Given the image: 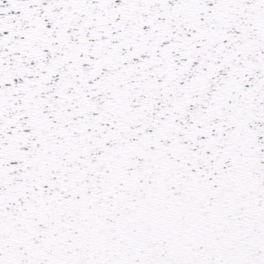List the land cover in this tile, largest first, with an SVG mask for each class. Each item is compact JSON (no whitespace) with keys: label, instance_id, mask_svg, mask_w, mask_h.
Returning <instances> with one entry per match:
<instances>
[{"label":"snow or ice","instance_id":"obj_1","mask_svg":"<svg viewBox=\"0 0 264 264\" xmlns=\"http://www.w3.org/2000/svg\"><path fill=\"white\" fill-rule=\"evenodd\" d=\"M0 264H264V0H0Z\"/></svg>","mask_w":264,"mask_h":264}]
</instances>
